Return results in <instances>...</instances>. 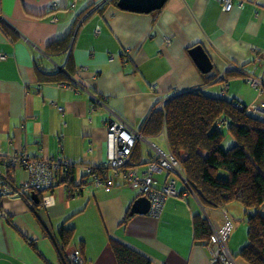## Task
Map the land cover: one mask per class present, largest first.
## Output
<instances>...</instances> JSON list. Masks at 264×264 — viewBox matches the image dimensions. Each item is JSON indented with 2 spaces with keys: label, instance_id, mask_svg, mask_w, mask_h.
Listing matches in <instances>:
<instances>
[{
  "label": "crops",
  "instance_id": "obj_1",
  "mask_svg": "<svg viewBox=\"0 0 264 264\" xmlns=\"http://www.w3.org/2000/svg\"><path fill=\"white\" fill-rule=\"evenodd\" d=\"M105 1L0 0V156L25 152L61 157L73 166V183L45 193L50 203L39 216L20 197L0 199V264H58L56 229L62 224L74 228L67 252L80 251L87 264H116L110 238L144 254L150 264H216L211 244L192 238L193 217H203L211 235L228 223L234 239L241 225L233 230L232 221L247 217L237 202L224 209L204 207L188 190L181 168L158 169L152 186L160 189L172 180L177 195L166 199L159 216L135 214L125 221L140 194L126 184L123 170H110L106 185H95L81 181L83 168L108 162L109 119L124 121L140 137L139 161L126 171L141 176L150 163L169 156L163 132L145 137L140 128L155 106L177 94L224 92L227 101L264 106V91L246 77L221 80L231 70L264 81V0H234L228 12L218 0H167L149 14L113 6L96 12ZM66 38V52L47 54L50 42ZM197 45L211 62L207 73L189 55ZM68 56L74 73L66 82L39 81L36 61L48 74L65 73ZM92 97L104 105L93 108ZM235 144L225 132L222 148ZM0 172H6L2 165ZM23 177L17 171L16 179ZM243 230L238 244L226 243L228 251L240 250Z\"/></svg>",
  "mask_w": 264,
  "mask_h": 264
},
{
  "label": "trees",
  "instance_id": "obj_2",
  "mask_svg": "<svg viewBox=\"0 0 264 264\" xmlns=\"http://www.w3.org/2000/svg\"><path fill=\"white\" fill-rule=\"evenodd\" d=\"M117 1L107 0L95 11L101 13L106 6L117 7ZM68 38L50 42L46 47L47 54L53 56L66 52ZM35 64L41 83L66 82L67 76L74 73L70 56L63 65L66 74H48L37 61ZM233 76L246 77L241 71L228 70L221 80L227 82ZM205 81L209 82V79ZM234 104L235 101H227L224 96L212 97L200 90L183 92L164 101L161 108H153L140 131L145 137L161 132L165 134L170 154L179 163L188 190L197 196L204 207L224 209L237 202L247 211V243L235 258L243 264H264V121L245 109L235 108ZM225 132L236 143L227 150L221 146ZM137 145L126 167L134 166L139 161ZM110 170L105 165L94 166L90 173L83 174L81 181H91V176L95 175L102 184H106ZM220 171L226 172L225 179L219 177ZM72 175V165L59 170L53 188L58 184H72ZM78 192L77 189L72 194ZM37 195L39 202L32 201L31 207L39 216L43 204L42 194L38 192ZM129 216V213L126 214L124 220ZM44 232L53 238L52 234H47V230L44 229ZM56 236L58 264H73L69 260L71 252H67V249L74 237V228L62 224L56 229ZM210 237L206 220L195 215L192 220L193 240L208 245ZM109 245L116 264H150L144 254L114 238L109 239ZM82 264H87L84 259Z\"/></svg>",
  "mask_w": 264,
  "mask_h": 264
},
{
  "label": "built area",
  "instance_id": "obj_3",
  "mask_svg": "<svg viewBox=\"0 0 264 264\" xmlns=\"http://www.w3.org/2000/svg\"><path fill=\"white\" fill-rule=\"evenodd\" d=\"M218 1L221 2L224 12L231 10L233 0ZM52 22L55 21L52 20ZM168 42L166 40V44ZM0 58L3 59L4 57L0 56ZM246 80L254 89L260 92L264 91V81L250 76H246ZM219 96H224V92H221ZM92 100L94 101L92 104L93 108L96 105H104L97 97H92ZM234 105L239 110L245 109L247 112L259 115L264 119V106L246 107L240 102H235ZM161 107L162 104H159L154 107V110ZM105 127L107 130L110 156L108 162L104 165L111 170H123L126 184L136 189L141 196L149 200L150 207L148 213L154 217L159 216L166 199L177 195V192L172 180L167 181L160 189L154 188L152 186V174L158 169H167L170 171L179 170V163L170 154L169 156L159 158L156 162L150 163L146 173L141 176L136 173V170L126 171V165L140 137L121 120L114 121L109 119L105 122ZM0 165L6 168V172H0V199L4 197H20L31 206L32 199L30 198V192L36 194L40 192L42 194L41 201L43 206H48L51 197L47 196V194L45 195V193H48L57 183L56 176L58 171L66 168L69 164L61 157L48 159L36 158L23 152L13 156H0ZM17 171L22 172L24 177L19 180L16 179ZM83 171L84 173H90L92 168L84 167ZM91 181L95 185H106L104 183L102 184L95 175L91 176ZM228 233L229 225L226 223L222 229L211 235L210 252L213 263L235 264L226 247ZM69 260L73 264L83 263V257L78 250H73L69 254Z\"/></svg>",
  "mask_w": 264,
  "mask_h": 264
},
{
  "label": "water",
  "instance_id": "obj_4",
  "mask_svg": "<svg viewBox=\"0 0 264 264\" xmlns=\"http://www.w3.org/2000/svg\"><path fill=\"white\" fill-rule=\"evenodd\" d=\"M167 0H118L117 8L123 11L134 13L149 14L160 10ZM189 55L202 73H207L211 70V62L200 45L194 46L189 50ZM30 198L34 203L39 202V197L36 193L30 192ZM150 207L149 200L144 196L139 195L132 203L129 214H148Z\"/></svg>",
  "mask_w": 264,
  "mask_h": 264
},
{
  "label": "rangeland",
  "instance_id": "obj_5",
  "mask_svg": "<svg viewBox=\"0 0 264 264\" xmlns=\"http://www.w3.org/2000/svg\"><path fill=\"white\" fill-rule=\"evenodd\" d=\"M219 177L221 178V179H225L226 178V172L225 171H220V173H219ZM235 206H237V207H239V209H242V211H245V209L240 205V204H234ZM242 219L240 220V222L238 223V222H233L232 221V226H233V230H234V228H235V224L237 223V225H241L240 226V228H238V230L236 231V233H235V236H234V239H232V237H231V235L229 234V236L231 237L230 238V240H229V242H228V237H227V239H226V243H228V245H230L231 244V242H234V243H239L241 240H242V231H244L243 229H245V233H243V235H244V237H245V240H244V242H243V245H241V247H240V249L243 247V246H245V244L247 243V236H246V234H247V217L246 216H244V215H242V217H241ZM232 239V240H231ZM229 252H230V254H233V255H231L232 256V258L235 260V262L236 263H239L240 262V260L239 259H236L235 258V255L239 252V251H237V253H233L231 250H229Z\"/></svg>",
  "mask_w": 264,
  "mask_h": 264
}]
</instances>
